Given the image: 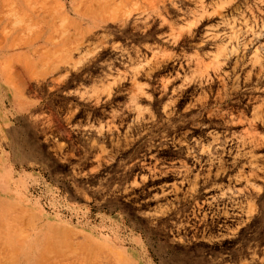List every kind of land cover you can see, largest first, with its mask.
Masks as SVG:
<instances>
[{"label":"rangeland","instance_id":"1","mask_svg":"<svg viewBox=\"0 0 264 264\" xmlns=\"http://www.w3.org/2000/svg\"><path fill=\"white\" fill-rule=\"evenodd\" d=\"M0 264H264V0H0Z\"/></svg>","mask_w":264,"mask_h":264}]
</instances>
